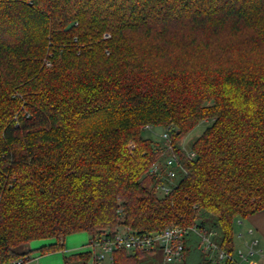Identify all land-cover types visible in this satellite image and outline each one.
Wrapping results in <instances>:
<instances>
[{
    "label": "trees",
    "instance_id": "1",
    "mask_svg": "<svg viewBox=\"0 0 264 264\" xmlns=\"http://www.w3.org/2000/svg\"><path fill=\"white\" fill-rule=\"evenodd\" d=\"M169 150L182 169L163 194L151 170ZM262 209L264 0H0V264L79 231L192 225L234 255V221ZM196 237L176 264H212ZM160 254L118 249L112 264Z\"/></svg>",
    "mask_w": 264,
    "mask_h": 264
},
{
    "label": "built area",
    "instance_id": "2",
    "mask_svg": "<svg viewBox=\"0 0 264 264\" xmlns=\"http://www.w3.org/2000/svg\"><path fill=\"white\" fill-rule=\"evenodd\" d=\"M163 138H169L168 132L163 133ZM191 156H194V154L191 153ZM179 169H182V167L179 165L176 155H169L163 163H156L153 166L151 172L162 179L159 188L163 194H168L176 184L174 179L179 177ZM215 234L213 230L197 225L166 227L161 231L153 232H138L121 228L114 235L91 238L89 242L90 260L93 264H112L113 252L118 249H126L129 251H159L162 254L161 264H176L183 261L185 257L184 241L190 235L198 236L202 240L201 246L206 251H211L212 264H218L217 260L221 262L225 259H230L235 264H243L242 262L247 260V255L241 250L238 252L242 258L240 261L234 255L221 250L213 239ZM251 242L249 243V253L260 252L256 249L257 240ZM26 262L27 259L19 258L6 264H25Z\"/></svg>",
    "mask_w": 264,
    "mask_h": 264
},
{
    "label": "rangeland",
    "instance_id": "3",
    "mask_svg": "<svg viewBox=\"0 0 264 264\" xmlns=\"http://www.w3.org/2000/svg\"><path fill=\"white\" fill-rule=\"evenodd\" d=\"M210 124V120H202L199 124L190 131L183 139L181 144L183 145V149L188 151L190 149V145L198 136H200L206 127ZM166 131V128L163 126H151L150 128H145L143 130V136L147 138H151L154 141H161L163 138V133ZM172 150L168 151V155H174ZM179 180V177L174 179V183ZM215 218L209 215V219L207 224L212 226ZM248 221L244 218H237L233 223V235H234V244H235V258L240 261L242 258L239 256V251L241 250L247 255V260H244L243 264H264V260L262 259V252H256L254 254H250V246L249 243L252 241V236L250 232H248L247 223ZM196 237V236H195ZM92 236L87 231H79L75 233L69 234L65 238V245L64 249L55 251V252H48L46 254H42V257L39 260L34 261L36 264H63L65 261V257L72 255L76 252L81 251H89L90 246L89 242ZM196 241L199 244H202V240L197 236ZM52 242V239H43L31 242L32 248H40L44 245H49ZM252 243V242H251ZM254 248V247H253ZM202 248H197L195 255L192 256L193 262H195L198 258L200 253L202 252ZM193 251V250H192ZM37 256H41V251L36 250ZM194 253V252H193ZM161 256V254H160ZM30 260V259H28ZM162 256L158 257L154 261H150L149 264H161ZM89 264H93L92 260L89 261Z\"/></svg>",
    "mask_w": 264,
    "mask_h": 264
},
{
    "label": "crops",
    "instance_id": "4",
    "mask_svg": "<svg viewBox=\"0 0 264 264\" xmlns=\"http://www.w3.org/2000/svg\"><path fill=\"white\" fill-rule=\"evenodd\" d=\"M248 224H247V229L248 232H250L252 236V241L257 240L256 244V249L262 252L261 256L262 259L264 260V209L260 210L259 212L249 216L246 218ZM64 245H65V239H64ZM42 257L37 256L36 251L32 254V258L28 260L25 264H36L34 261L39 260Z\"/></svg>",
    "mask_w": 264,
    "mask_h": 264
}]
</instances>
